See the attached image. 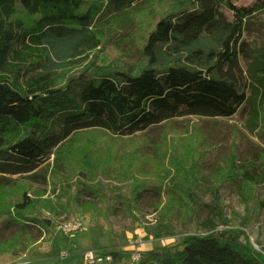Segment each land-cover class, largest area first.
<instances>
[{"label":"trees","instance_id":"trees-1","mask_svg":"<svg viewBox=\"0 0 264 264\" xmlns=\"http://www.w3.org/2000/svg\"><path fill=\"white\" fill-rule=\"evenodd\" d=\"M149 0H0V193L13 190L19 180L45 183L40 169L53 150L70 136L99 130L116 138L128 137L174 117L196 115L231 117L243 104L249 106L251 123L264 104V47L252 52L240 42L244 22L264 13V0L238 7L231 0H167L164 13L147 34L141 48L144 65L135 74L93 61L76 74L68 70L85 62L97 49L103 29L126 16L134 5ZM232 13L227 21L218 11ZM248 59L250 94L227 70L238 56ZM37 69L30 76L23 68ZM21 79H23L21 81ZM80 87L78 97L75 87ZM59 126L55 133L44 129ZM247 183H260L254 166L242 167ZM191 186V185H190ZM158 195L157 189L151 188ZM145 191L136 186L134 196L109 197L102 190L84 191L96 200L108 197L107 213L129 209ZM194 201L191 187L182 191ZM35 204L23 193L13 201L8 224H18ZM14 216V217H13ZM205 230L216 225L205 222ZM45 231L41 244L26 249L33 227ZM22 232L0 243V255L14 261L49 242L44 223H24ZM29 229V230H27ZM30 229L32 231H30ZM113 263L128 260L132 251L105 249ZM137 264H264V250L213 234H189L176 243L141 252Z\"/></svg>","mask_w":264,"mask_h":264},{"label":"rangeland","instance_id":"rangeland-1","mask_svg":"<svg viewBox=\"0 0 264 264\" xmlns=\"http://www.w3.org/2000/svg\"><path fill=\"white\" fill-rule=\"evenodd\" d=\"M252 1L231 0L238 7ZM171 9L167 0L134 5L128 15L115 17V23L103 29L102 45L85 62L74 63L68 73L80 72L91 60L97 66L112 65L135 74L144 65L140 52L147 34ZM218 11L227 21L232 20L225 6ZM239 41L252 52L264 47V13L244 22ZM237 60V66L225 70L246 86L249 96V61L242 53ZM35 70L31 65L23 68V79ZM79 93L77 86L73 94L77 98ZM249 111L243 104L231 117H174L122 138L99 130L71 135L40 169L45 183L19 180L13 190L0 193V243L17 232L24 233V223H44L51 233L49 242L38 250L14 261L0 255V264H84L83 253L88 250L138 248L144 252L189 234H213L239 242L247 238L255 250H264V104L255 124ZM58 130L55 125L44 129L48 134ZM244 166L258 170L260 183L243 180ZM137 185L145 191H140L129 209L121 207L117 213V203H113L115 212L109 209L107 213L108 197L83 196L84 191L93 190H102L109 197L134 196ZM189 187L194 201L183 195ZM23 193L35 208L24 214L19 225L8 224L14 214L9 213L13 201ZM207 220L216 225L214 230H205ZM73 221H80V231L65 234L58 229ZM44 234L42 228L33 227L32 237L39 240L25 242L26 249L41 244Z\"/></svg>","mask_w":264,"mask_h":264},{"label":"built area","instance_id":"built-area-1","mask_svg":"<svg viewBox=\"0 0 264 264\" xmlns=\"http://www.w3.org/2000/svg\"><path fill=\"white\" fill-rule=\"evenodd\" d=\"M80 221H73L62 224L58 229L65 234H72L81 230ZM131 257L128 260L122 259L118 264H137L141 251L137 248L131 250ZM127 252V251H123ZM84 264H112L113 256L105 250H88L83 253Z\"/></svg>","mask_w":264,"mask_h":264},{"label":"crops","instance_id":"crops-1","mask_svg":"<svg viewBox=\"0 0 264 264\" xmlns=\"http://www.w3.org/2000/svg\"><path fill=\"white\" fill-rule=\"evenodd\" d=\"M135 235H138V234H135V233H134V235H133V236H135ZM129 237H131V238H132V235L130 234V235H129ZM129 239H130V238H129ZM132 247H134V246H132Z\"/></svg>","mask_w":264,"mask_h":264},{"label":"water","instance_id":"water-1","mask_svg":"<svg viewBox=\"0 0 264 264\" xmlns=\"http://www.w3.org/2000/svg\"><path fill=\"white\" fill-rule=\"evenodd\" d=\"M47 224H49V222H47Z\"/></svg>","mask_w":264,"mask_h":264}]
</instances>
